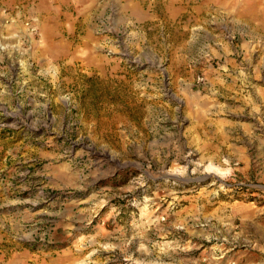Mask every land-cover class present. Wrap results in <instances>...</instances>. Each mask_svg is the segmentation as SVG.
Masks as SVG:
<instances>
[{
  "label": "rangeland",
  "instance_id": "obj_1",
  "mask_svg": "<svg viewBox=\"0 0 264 264\" xmlns=\"http://www.w3.org/2000/svg\"><path fill=\"white\" fill-rule=\"evenodd\" d=\"M0 264H264V0H0Z\"/></svg>",
  "mask_w": 264,
  "mask_h": 264
},
{
  "label": "bare ground",
  "instance_id": "obj_2",
  "mask_svg": "<svg viewBox=\"0 0 264 264\" xmlns=\"http://www.w3.org/2000/svg\"><path fill=\"white\" fill-rule=\"evenodd\" d=\"M134 12V11H133ZM139 12V11H138ZM134 13H136V11L134 12ZM133 15V14H132ZM131 16V15H130ZM144 16V15H143ZM146 16V15H145ZM173 87V86H172Z\"/></svg>",
  "mask_w": 264,
  "mask_h": 264
}]
</instances>
